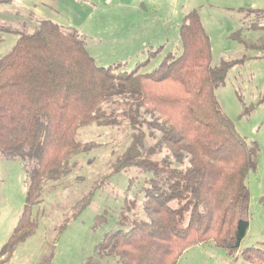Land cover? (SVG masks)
<instances>
[{
  "label": "trees",
  "instance_id": "1",
  "mask_svg": "<svg viewBox=\"0 0 264 264\" xmlns=\"http://www.w3.org/2000/svg\"><path fill=\"white\" fill-rule=\"evenodd\" d=\"M178 36L180 55L146 74L96 66L84 41L52 21L18 37L0 63V154L19 161L28 188L21 216L0 248V264H9L34 233L32 210L45 184L70 175L74 158L87 150L78 130L104 124L103 106L119 101L135 134L105 178L128 168L147 175L140 189L143 218L121 214L119 228L104 235L96 258L85 264H177L188 248L208 242L229 255L238 251L249 226L245 182L255 169V148L222 113L215 89L241 61L212 66L196 10L184 16ZM147 115L155 124L152 146L143 130L150 126ZM163 150L167 155L154 160ZM241 255L264 264L258 248Z\"/></svg>",
  "mask_w": 264,
  "mask_h": 264
},
{
  "label": "rangeland",
  "instance_id": "2",
  "mask_svg": "<svg viewBox=\"0 0 264 264\" xmlns=\"http://www.w3.org/2000/svg\"><path fill=\"white\" fill-rule=\"evenodd\" d=\"M192 10L210 40L212 66L241 61L229 69L215 97L236 132L255 148V169L246 177L249 226L238 251L229 255L208 242L188 248L177 264H250L243 250L264 251V0H0V63L20 35L33 34L48 20L81 38L96 66L150 73L167 56L180 55L179 28ZM103 111L104 124L78 130L77 140L87 150L74 158L70 175L45 184L32 210L35 231L9 264H85L96 258L104 235L119 228L121 214L143 218L140 189L147 175L128 168L105 178L135 131L121 101ZM144 118L150 124L143 125L146 144L152 146L155 124ZM165 155L163 150L153 159ZM27 188L19 161L0 154V248L21 216ZM90 193L88 205L74 217Z\"/></svg>",
  "mask_w": 264,
  "mask_h": 264
},
{
  "label": "crops",
  "instance_id": "3",
  "mask_svg": "<svg viewBox=\"0 0 264 264\" xmlns=\"http://www.w3.org/2000/svg\"><path fill=\"white\" fill-rule=\"evenodd\" d=\"M260 11H262V10H260Z\"/></svg>",
  "mask_w": 264,
  "mask_h": 264
}]
</instances>
